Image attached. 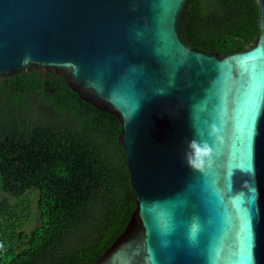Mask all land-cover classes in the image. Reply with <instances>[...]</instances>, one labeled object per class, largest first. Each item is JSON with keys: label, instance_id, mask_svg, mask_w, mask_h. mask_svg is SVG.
Masks as SVG:
<instances>
[{"label": "water", "instance_id": "95a60500", "mask_svg": "<svg viewBox=\"0 0 264 264\" xmlns=\"http://www.w3.org/2000/svg\"><path fill=\"white\" fill-rule=\"evenodd\" d=\"M189 2L0 0V83L49 71L122 121L137 208L92 264H264V0L225 55L189 44Z\"/></svg>", "mask_w": 264, "mask_h": 264}, {"label": "trees", "instance_id": "16d2710c", "mask_svg": "<svg viewBox=\"0 0 264 264\" xmlns=\"http://www.w3.org/2000/svg\"><path fill=\"white\" fill-rule=\"evenodd\" d=\"M259 15L257 0H190L184 34L199 49L239 52L258 37ZM122 130L61 75L0 83V264H92L113 245L137 208Z\"/></svg>", "mask_w": 264, "mask_h": 264}, {"label": "clouds", "instance_id": "9594fccd", "mask_svg": "<svg viewBox=\"0 0 264 264\" xmlns=\"http://www.w3.org/2000/svg\"><path fill=\"white\" fill-rule=\"evenodd\" d=\"M212 135V133H211ZM187 160L191 165L199 167L204 162L205 158H210L212 147L207 141H197L193 139L188 145Z\"/></svg>", "mask_w": 264, "mask_h": 264}, {"label": "rangeland", "instance_id": "374dc122", "mask_svg": "<svg viewBox=\"0 0 264 264\" xmlns=\"http://www.w3.org/2000/svg\"><path fill=\"white\" fill-rule=\"evenodd\" d=\"M37 198L38 193L36 190H31L27 195L25 196L24 200L27 204L31 206V213L28 215L29 222H27L26 229L30 230L36 223V217L38 216L37 212Z\"/></svg>", "mask_w": 264, "mask_h": 264}]
</instances>
